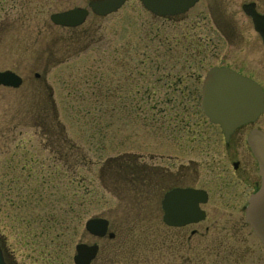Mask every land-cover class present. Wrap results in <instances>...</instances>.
Instances as JSON below:
<instances>
[{
    "label": "rangeland",
    "instance_id": "rangeland-1",
    "mask_svg": "<svg viewBox=\"0 0 264 264\" xmlns=\"http://www.w3.org/2000/svg\"><path fill=\"white\" fill-rule=\"evenodd\" d=\"M89 1L0 0V73L11 72L23 79L17 90L0 87L3 248L11 264H72L76 244L90 243L83 229L85 222L103 217L112 227L131 226L133 232L120 234L113 242L100 241L99 258L113 255L120 260L111 264H197V253L192 252L191 262H185L182 251L157 246V237L146 231L150 232L154 222L142 219L132 205L136 201L124 206L120 198L134 200L137 196L138 189L130 187L126 179L122 181L121 174L125 165L133 170L139 167L141 161L136 156L140 154L150 166L167 163L151 162L148 155L155 153L175 156L176 165L191 161L197 171L196 187L211 195L205 210L213 219L221 213L241 217L242 210L226 211L221 202L231 203L232 190L238 188L239 193L248 194L244 206L258 188L256 163L244 142L225 150L218 128L206 122L193 100L183 108L163 106L176 102L178 95L166 91L163 81L156 83L155 71L148 65L160 54L166 56L168 65L174 53L192 52L189 44L193 39L207 40L205 25L195 21L207 1L200 0L185 16L174 20L154 19L132 1L105 18L89 14L75 29L50 23L49 16L85 9ZM232 2L223 0V7L233 13ZM203 45L208 66L202 77L212 67H228L264 91V51L259 44L213 41ZM178 69L173 62L159 71L176 73ZM35 74L45 79L51 100L50 91L40 79L35 80ZM124 77L126 98L120 103L124 87L120 80ZM183 85L193 84L186 81ZM104 86L119 91L112 100L108 92L106 106L99 108L97 96L100 88L105 93ZM196 96L199 100L200 92ZM48 101L53 108L48 107ZM130 106L135 108L131 117ZM41 107L49 110V118L38 115ZM101 110L104 113H99ZM169 118L182 123H158ZM251 128L264 132V114ZM171 129L175 131L171 133ZM124 152L134 156L121 157ZM66 153L68 157L60 160ZM235 162L242 171L239 176L249 180L251 188L235 183L231 168ZM145 174L150 176L147 171ZM241 200L239 197L240 206ZM76 202L83 203L81 209H76ZM135 226L144 228L142 237ZM254 247V256L264 260V251L258 244ZM217 261L212 251L205 264Z\"/></svg>",
    "mask_w": 264,
    "mask_h": 264
},
{
    "label": "flooded vegetation",
    "instance_id": "flooded-vegetation-1",
    "mask_svg": "<svg viewBox=\"0 0 264 264\" xmlns=\"http://www.w3.org/2000/svg\"><path fill=\"white\" fill-rule=\"evenodd\" d=\"M206 1V6L204 7L203 12L199 13L195 19V21H199L205 25L204 33L212 35L209 38L206 36L205 39L208 40H202L203 43L212 44L213 41H220L226 44H259L264 51L261 38L253 30L251 20V14L264 19V0H229L233 1V4L230 5L235 9L233 13L227 11L223 7V0ZM236 18L238 20H236ZM214 34L217 36L216 41ZM180 56L181 58L177 59V64L180 65L178 69L179 72L176 73L171 71L164 73L163 71L160 72L159 70H164L166 68L160 69L157 67L160 66L159 63L153 64L155 66L153 69L155 74L153 75L157 78L156 83L163 81V86L166 91L178 95L176 102L170 101L168 102L169 104L165 103L163 106L183 108L189 99L194 98L191 97L190 94L201 90V73L203 71L202 64L205 63L206 60L203 58V53L196 52L193 54H181ZM159 58V55L155 56V60H158ZM237 72L240 73L239 71ZM34 78L36 81L40 79L39 76ZM40 81L43 84L42 86L50 91H48L50 93L48 95V99L51 100L52 91L47 87V85H45L44 78L40 79ZM186 81L192 83V87L191 85L187 88L184 87L183 84ZM120 82L121 85L124 86L120 90L121 95L119 96V102L121 103L120 99L125 101L126 98V93H124V91H126L124 85L125 77L122 78ZM118 91H109L111 95L110 100H112V96H114ZM122 92L124 93L123 95ZM48 103H50L48 107H53L51 101H48ZM44 105H47V103L45 102ZM248 129L249 128L246 127L235 132L227 144V149H229L232 144H234V147L240 145V143L243 142L245 133ZM185 153L186 152H183V154ZM133 156V154L126 153L123 157L130 158ZM148 156L150 157L151 162L157 160L158 162L166 161L167 163L150 166L145 164L142 154L137 155L136 157L141 161L139 167L136 170H133L128 168L129 165H125L124 168L126 170L124 174L121 172L122 181L126 179L124 182H126L130 187H136L138 189L136 192L137 196L134 197V200L128 198H120V200L124 206H129L130 202L136 201V203H132V205L137 207L139 214L142 215V219L152 220V222H154L153 228H149L150 232L148 229L146 231L147 233L157 237V246L165 247L168 245L170 250L172 248L173 251H182L185 254V262H191V254L194 252L197 253L196 263L205 264L206 256H211L212 251H215L217 254L218 264H230L231 260H233L231 264H264V260L257 259L254 256V246L258 244L262 251H264V248L256 240L252 230L247 225L245 221V212L242 213L241 217L238 215L235 217H225L223 216V213L220 214V217L217 216L214 219L213 216L212 218L207 216L205 207L210 202L211 195L206 189L196 187L198 181L196 180L197 171L196 168L191 167L193 166L191 161L176 165L175 156L157 153ZM231 168L232 177L236 178L235 183L243 189L248 187L251 188L249 180L245 181L241 176H239L242 175L240 174L242 171L240 170L239 163H231ZM145 171L150 173V176H147ZM117 177L115 176V178ZM225 187L228 188L229 184H225ZM190 189L204 192L206 195V202L200 206V210L204 213V220L200 223L189 224L180 228L165 226L162 223L164 215L162 202L165 196L173 190L184 191ZM245 194L246 191L239 193L238 188H234L231 193V203L221 202L220 206L226 211L232 210V212H236L238 209L241 211L243 210L244 197L248 195ZM239 197L242 198V206H240ZM239 207H241V209ZM160 229H162V233H160ZM129 232H133V228L131 226L127 227L120 224L112 227L111 223H109L108 233L113 235V239L109 240L106 236L102 240H92V243H96L98 246V253L92 264H111L114 261H120L113 255L105 259L99 258L101 253L100 241L108 240L113 242L118 235H128ZM135 232H138V236L141 237L142 234H145L144 228H137L136 226ZM157 235H160V237ZM228 239L231 243L228 242ZM4 258L8 264V257L5 255V252ZM139 258L142 263V252L139 255Z\"/></svg>",
    "mask_w": 264,
    "mask_h": 264
},
{
    "label": "water",
    "instance_id": "water-1",
    "mask_svg": "<svg viewBox=\"0 0 264 264\" xmlns=\"http://www.w3.org/2000/svg\"><path fill=\"white\" fill-rule=\"evenodd\" d=\"M127 0H90L87 4L90 12L97 17H105L115 13ZM198 0H140L144 9L155 16L166 17L183 14L191 9ZM88 12L74 9L68 12L53 14L50 21L60 27L76 28L85 21ZM256 31L260 32L256 21ZM263 32V31H261ZM264 41V38H263ZM21 79L11 72L0 73V86L17 89ZM201 106L205 116L212 124L219 125L225 139L239 127L253 123L263 112V94L260 88L249 80L241 78L229 70H211L204 82ZM248 146L259 166L261 189L249 201L247 221L254 233L264 245V134L254 131L247 139ZM196 208V203L192 206ZM170 216L172 211L169 212ZM168 213V214H169ZM202 217L190 218L186 221L170 219L165 222L169 226H182L195 223ZM107 224L103 220L91 219L86 222L85 230L92 236L101 238L106 233ZM74 264H89L96 248L84 245L76 246ZM0 264H4L0 251Z\"/></svg>",
    "mask_w": 264,
    "mask_h": 264
},
{
    "label": "trees",
    "instance_id": "trees-1",
    "mask_svg": "<svg viewBox=\"0 0 264 264\" xmlns=\"http://www.w3.org/2000/svg\"><path fill=\"white\" fill-rule=\"evenodd\" d=\"M103 91H102V88H100L99 89V94H98V96H97V98H99V100L101 99V105H100V107L99 108H104V107H101V106H106V103H107V89H106V87L104 86V92L105 93H102ZM104 104V105H103ZM129 109H131V108H129ZM39 116L40 115H42L41 116V118L42 117H44V118H49L48 116H49V110H47V109H40L39 111ZM134 112V109H132L130 112H129V115H132V114H134L133 113ZM99 113H104V112H102V110L99 112Z\"/></svg>",
    "mask_w": 264,
    "mask_h": 264
}]
</instances>
